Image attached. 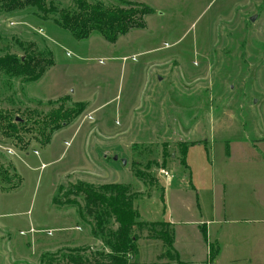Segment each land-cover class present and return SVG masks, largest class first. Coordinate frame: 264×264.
<instances>
[{
	"label": "rangeland",
	"instance_id": "rangeland-1",
	"mask_svg": "<svg viewBox=\"0 0 264 264\" xmlns=\"http://www.w3.org/2000/svg\"><path fill=\"white\" fill-rule=\"evenodd\" d=\"M85 1L148 14L114 43L96 32L77 40L53 22L70 0H43L46 13L6 12L0 0V57L53 62L30 83L0 72V264L107 253L82 198L68 195L78 182L128 185L140 220L171 222L180 260L206 264L199 221L240 218L246 201H262L264 217V0ZM59 109L68 122L46 142ZM13 118L24 125L16 134ZM224 231L212 263L264 264L260 252L232 262L236 240ZM137 248L138 263L157 264L160 242Z\"/></svg>",
	"mask_w": 264,
	"mask_h": 264
},
{
	"label": "trees",
	"instance_id": "trees-1",
	"mask_svg": "<svg viewBox=\"0 0 264 264\" xmlns=\"http://www.w3.org/2000/svg\"><path fill=\"white\" fill-rule=\"evenodd\" d=\"M74 4L73 10L61 9L56 13L53 22L58 27L68 30L77 39H85L91 33L100 34L107 42L114 43L119 36L134 28H143V17L148 10L140 5L127 4L125 7L108 8L101 3H88L85 0H70ZM35 7L46 13L43 0H3L2 9L6 12ZM50 59H36L25 56L24 59L13 55L0 57V72L10 78H20L26 83L37 81L45 71L52 66ZM51 128L46 137L48 142L53 132L67 124L68 115L61 109L50 114ZM13 119H7V128L16 134L24 128L22 123L13 124ZM187 147L182 145L181 166L186 167ZM142 179V174H135ZM163 194L161 201L163 202ZM69 196H80L83 205L75 200L67 199L69 205H78L82 219H90V234L99 240L107 253H98L91 259L79 255H71L61 261L49 260L48 264H140L136 261L138 255L137 242L141 238L135 233L145 230L144 238L160 242L162 250L156 257L158 261H178V255L173 248L174 233L170 225L165 222H146L140 220V215L134 207L135 195L130 192L128 185L111 183L93 186L78 182L70 186ZM115 226V228L113 227ZM205 238V233L203 231ZM210 258H213L214 248L209 246ZM131 258H134L132 261Z\"/></svg>",
	"mask_w": 264,
	"mask_h": 264
},
{
	"label": "crops",
	"instance_id": "crops-1",
	"mask_svg": "<svg viewBox=\"0 0 264 264\" xmlns=\"http://www.w3.org/2000/svg\"><path fill=\"white\" fill-rule=\"evenodd\" d=\"M241 177L244 179V182L247 183V176L246 175H241ZM248 201H246L245 203H247ZM241 204V208H243V211H245L240 218H233L230 216L228 217L229 220H226L224 218L225 214L222 213V215L215 213L214 211V215L213 218L211 220H207L204 224L203 221H199L197 223L200 227V234L205 233V239H204V247H203V256L204 258H206V264H214L215 261L218 263L219 262V258H220V251H221V242L222 239L224 238L225 235V231L224 230H228V233H230L231 237H234L236 240L235 243H233V245H231V250L234 253V256L232 258V262L233 261H240L242 259H246L247 257H251L254 256L256 254H259V252L263 255L264 254V249H262V247L264 248V217L262 216V206L263 202H258V204L256 206H250L249 204ZM197 206V204H196ZM215 210V209H214ZM242 211V212H243ZM165 223H168L171 227V229L173 230L174 233V227L173 224L171 222H168L166 220H164ZM201 224V225H200ZM243 225V226H240ZM216 225L217 229L216 231L212 234L210 233V227ZM226 225H228L229 227H227ZM231 225V226H230ZM238 225V229L234 230L233 227L235 228V226ZM231 227V228H230ZM240 227H243V229H241ZM251 234V239L246 240L248 238V234ZM256 233V234H254ZM240 237L238 239V237ZM203 236V234H202ZM246 240L247 242L243 245V246H239V240ZM139 242H148L150 240H147L144 238V236H142L139 240ZM175 237L173 239V248L176 251L177 255H178V261L176 262L177 264H185L187 261H182L179 258V254L177 252V250L175 249ZM213 246L214 248V254L213 255V259L212 261L209 260L210 258V253H209V246ZM214 262V263H212ZM143 264V263H140ZM157 264H168V262L166 261H158Z\"/></svg>",
	"mask_w": 264,
	"mask_h": 264
},
{
	"label": "water",
	"instance_id": "water-1",
	"mask_svg": "<svg viewBox=\"0 0 264 264\" xmlns=\"http://www.w3.org/2000/svg\"><path fill=\"white\" fill-rule=\"evenodd\" d=\"M254 20V17H250V19H249V21H253ZM117 158L116 157H114V160H116Z\"/></svg>",
	"mask_w": 264,
	"mask_h": 264
},
{
	"label": "built area",
	"instance_id": "built-area-1",
	"mask_svg": "<svg viewBox=\"0 0 264 264\" xmlns=\"http://www.w3.org/2000/svg\"><path fill=\"white\" fill-rule=\"evenodd\" d=\"M161 172H162V173H165V175H166V172H164L163 170H161Z\"/></svg>",
	"mask_w": 264,
	"mask_h": 264
}]
</instances>
